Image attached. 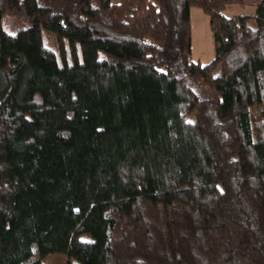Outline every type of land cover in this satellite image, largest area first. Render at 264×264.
Masks as SVG:
<instances>
[{
  "label": "trees",
  "instance_id": "16d2710c",
  "mask_svg": "<svg viewBox=\"0 0 264 264\" xmlns=\"http://www.w3.org/2000/svg\"><path fill=\"white\" fill-rule=\"evenodd\" d=\"M232 2L0 0V264H264V0Z\"/></svg>",
  "mask_w": 264,
  "mask_h": 264
},
{
  "label": "rangeland",
  "instance_id": "374dc122",
  "mask_svg": "<svg viewBox=\"0 0 264 264\" xmlns=\"http://www.w3.org/2000/svg\"><path fill=\"white\" fill-rule=\"evenodd\" d=\"M254 0H248L247 3L239 2L229 3L223 12L226 15L234 14H254ZM253 21L256 22L255 18ZM191 35H192V55L193 58L200 61L201 64H206L212 61L215 57V41L214 33L210 24L209 15L198 6L191 8ZM45 41L48 45L52 44V38L48 33H44ZM218 68H216V71ZM215 71V72H216ZM42 264H82L75 257H70L65 252H53L41 260Z\"/></svg>",
  "mask_w": 264,
  "mask_h": 264
}]
</instances>
